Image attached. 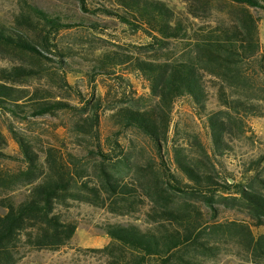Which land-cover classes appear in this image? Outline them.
I'll list each match as a JSON object with an SVG mask.
<instances>
[{
    "label": "trees",
    "instance_id": "16d2710c",
    "mask_svg": "<svg viewBox=\"0 0 264 264\" xmlns=\"http://www.w3.org/2000/svg\"><path fill=\"white\" fill-rule=\"evenodd\" d=\"M75 1L85 13L114 18L134 35L147 36L143 45L104 50L80 64L77 73L91 80L135 75L147 83L149 104H142L140 97L107 109L116 133L143 134L159 159L141 165L125 155L114 162L99 145L101 160L92 179L82 156L55 147L41 154L33 134L19 130L16 123L35 131L38 118L73 112L79 118L72 131L100 140V98L75 106L32 80L46 76V60H51L46 53L60 57L65 75L75 71L71 50L51 41L57 34L84 26L99 29L102 24L87 17L52 15L31 5L16 14L13 27L0 21V59L10 63L0 67V264H19L26 249L66 247L78 224L65 218L59 207L71 201L116 212L148 205L147 228L120 223L101 227L110 243L96 251L106 254L110 264H206L219 252L211 240L224 233L239 235L240 255H246L240 264H262L264 232L255 235L254 229L264 230V157L242 172L241 181L228 169L226 158L234 153L236 131L244 133L242 116L264 117V84L255 83L264 74V69L257 70L264 52L260 17L254 12L264 9V0H182L181 10L163 0H106L95 9L89 0ZM212 89L218 110L209 106ZM182 99L190 100L203 119L211 147L196 136L190 139L192 147L174 143L172 170L162 150L169 144L172 114ZM10 138L21 157L7 153ZM9 160L21 161L22 167L5 168ZM223 210L242 211L250 222H219Z\"/></svg>",
    "mask_w": 264,
    "mask_h": 264
},
{
    "label": "rangeland",
    "instance_id": "374dc122",
    "mask_svg": "<svg viewBox=\"0 0 264 264\" xmlns=\"http://www.w3.org/2000/svg\"><path fill=\"white\" fill-rule=\"evenodd\" d=\"M177 9H185L182 0H163ZM106 0H89V7L95 9L100 7ZM27 5L35 6L52 15L65 17H87L102 24L99 29L87 26L64 29L51 41L61 50H71L72 56L77 60L76 68L70 75H65L59 68L60 57L56 53H46L49 59L47 73L41 79H34L32 83L40 87H47L53 90L58 99L65 100L75 106H83L85 102L96 101L100 98L103 101V108L98 112L99 135L97 141L93 137H80L72 131L78 116L73 112H61L53 116L38 118L33 125L35 131L26 129L24 125L16 123L19 130L33 134L37 150L44 154L49 147H55L62 152H72L84 157L85 165L90 168L95 179V165L101 160L96 153L99 145L108 154L111 161L117 162L131 155L133 162L145 165L149 162H158L159 155L153 142L141 133L136 131H124L116 133L117 129L109 119L107 108L119 105L127 100L144 98L142 104L150 103V91L147 83L135 76L125 75L124 80L117 76H98L91 80L82 73H77L80 64H88L92 60L111 47L116 45L131 48L132 45H143L148 38L143 33L133 34L126 26L116 19L105 15H92L81 10L75 0H0V21L9 27L14 26L16 14L27 9ZM254 12L260 17L259 30L262 53L264 52V9H256ZM55 49V48H54ZM68 61L70 59H67ZM9 61L0 59V67L9 66ZM264 60L257 70L262 73ZM121 73V72H120ZM257 82V83H256ZM256 85L264 84V74L255 79ZM129 98V99H128ZM209 106L212 110L220 109L215 91L211 90ZM243 117V134L237 131L232 139L234 153L226 158L228 169L241 181L244 177L242 172L249 165H256L260 158L264 157V117ZM172 128L169 144L165 145L162 154L165 157L167 166L175 170L172 160V145L177 143L182 146H191L192 136L200 138L203 145L210 149L211 142L208 130L204 121L195 111L190 100L182 99L175 105L172 114ZM176 141V142H175ZM187 144V145H186ZM91 150H95L91 153ZM171 151V152H170ZM195 154L194 148L189 150ZM7 153L21 157L18 145L10 138ZM21 161L9 160L4 162L7 169L18 170ZM261 169V167H260ZM59 211L65 218L75 221L78 224L76 234L72 241L58 251L26 249L25 255L19 264H110V260L104 253L96 250L106 247L110 238L106 236L101 227L106 223L137 224L142 228L149 226L146 213L148 205H140L137 209L123 212L112 211L108 207H99L84 201H71L68 206H60ZM238 222L249 224L250 220L245 213L238 210H223L219 222ZM263 229H254L255 235L263 233ZM220 234L211 240V243L218 244L217 256L207 258L206 264H240L243 262L240 252L242 244L238 234ZM150 264H157L155 260ZM264 264V261L262 262Z\"/></svg>",
    "mask_w": 264,
    "mask_h": 264
}]
</instances>
